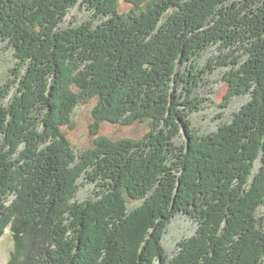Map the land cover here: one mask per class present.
I'll list each match as a JSON object with an SVG mask.
<instances>
[{
	"label": "trees",
	"instance_id": "trees-1",
	"mask_svg": "<svg viewBox=\"0 0 264 264\" xmlns=\"http://www.w3.org/2000/svg\"><path fill=\"white\" fill-rule=\"evenodd\" d=\"M79 5L95 20L63 28ZM1 42L18 61V90L0 105L9 264H264V0H0ZM217 75L226 105L250 100L198 136L189 116ZM91 100L93 135L105 124L152 130L97 137L78 161L63 130ZM81 180L93 199H77ZM179 215L198 233L165 259Z\"/></svg>",
	"mask_w": 264,
	"mask_h": 264
},
{
	"label": "rangeland",
	"instance_id": "rangeland-1",
	"mask_svg": "<svg viewBox=\"0 0 264 264\" xmlns=\"http://www.w3.org/2000/svg\"><path fill=\"white\" fill-rule=\"evenodd\" d=\"M122 12H128L131 7L127 4H122ZM94 16L84 6H78L70 11L68 18L63 24V28L78 27L86 24L89 21L95 20ZM100 23L101 21L98 20ZM97 22L96 24H98ZM209 58L201 62V68H205L206 62ZM18 66V61L15 57L13 48L8 43H0V105L10 104L12 97L18 90L16 77L13 72ZM218 78V79H217ZM223 76H216L213 78L217 84L208 87V93L202 94L200 97V111L197 114L189 116V124L191 130L198 136H209L219 131L220 127L230 123L234 119V115L238 113L243 106L249 102L247 97L234 98L231 103H226V97L229 94V88L226 83L222 81ZM7 93V95H6ZM4 96V98L2 97ZM97 105V101L91 100L88 104H82L76 111L73 117V126L64 128V134L68 138L72 148L74 149L78 161L83 160L86 151L91 150L95 146L97 137H106L111 141L119 142L122 140H142L151 130L150 123L138 124L133 127H125L123 125L105 124L101 128L98 135H93L92 125L94 124L92 113ZM227 106V107H225ZM183 146L186 144L187 139L185 135L179 138ZM261 167V163L257 164L256 169ZM96 186L89 184L85 180L80 181L79 193L77 199L80 202H85L88 199H93L96 195ZM16 199L15 194H11L7 198V206H12ZM139 203L129 202L130 208L134 209L139 207ZM264 215V208L261 212ZM198 233V224L184 216L179 215L170 222L167 226L162 245L170 260H174L180 253L181 244L193 239ZM15 251V239L11 233V226L8 227L6 232L0 238V264H9L12 254ZM154 264H159L155 261Z\"/></svg>",
	"mask_w": 264,
	"mask_h": 264
},
{
	"label": "bare ground",
	"instance_id": "bare-ground-1",
	"mask_svg": "<svg viewBox=\"0 0 264 264\" xmlns=\"http://www.w3.org/2000/svg\"><path fill=\"white\" fill-rule=\"evenodd\" d=\"M98 185V184H97Z\"/></svg>",
	"mask_w": 264,
	"mask_h": 264
}]
</instances>
